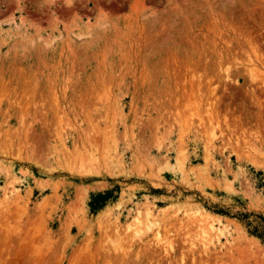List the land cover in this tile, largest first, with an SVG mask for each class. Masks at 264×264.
Listing matches in <instances>:
<instances>
[{
	"label": "rangeland",
	"instance_id": "obj_1",
	"mask_svg": "<svg viewBox=\"0 0 264 264\" xmlns=\"http://www.w3.org/2000/svg\"><path fill=\"white\" fill-rule=\"evenodd\" d=\"M261 215L264 0H0V264H264Z\"/></svg>",
	"mask_w": 264,
	"mask_h": 264
},
{
	"label": "trees",
	"instance_id": "obj_2",
	"mask_svg": "<svg viewBox=\"0 0 264 264\" xmlns=\"http://www.w3.org/2000/svg\"><path fill=\"white\" fill-rule=\"evenodd\" d=\"M259 222L257 226L253 229V231H250L251 235H255L262 241H264V216H258Z\"/></svg>",
	"mask_w": 264,
	"mask_h": 264
},
{
	"label": "bare ground",
	"instance_id": "obj_3",
	"mask_svg": "<svg viewBox=\"0 0 264 264\" xmlns=\"http://www.w3.org/2000/svg\"><path fill=\"white\" fill-rule=\"evenodd\" d=\"M220 4H221V3H220ZM165 35H166V34H165ZM144 41H145V40H144ZM6 53H7V52H6ZM41 61H42V60H41ZM187 66H188V65H187ZM25 78H26V77H25ZM28 88H29V87H28ZM33 93H34V92H33ZM27 95H28V94H27ZM38 96H39V95H38ZM39 97H41V96H39ZM27 98H28V97H27ZM35 99H36V98H35ZM34 115H35V114H34ZM25 116H26V115H25ZM23 118H24V117H23ZM10 136H11V135H10ZM8 142H9V141H8ZM20 142H21V141H20ZM22 143H23V142H22ZM16 145H17V144H16ZM16 152H17V151H16ZM208 233H209V232H208ZM7 235H8V234H7ZM5 238H6V237H5ZM8 239H9V238H8ZM26 241H27V240H26ZM32 242H33V241H32ZM26 247H27V246H26ZM32 248H33V246H32ZM32 248H30V246L27 247V249H26L27 252H26V253L23 252V253H24L23 255L26 256V257L29 258V259L35 257V255H33V257H32V253L35 251V250L32 249ZM35 248H36V247H35ZM31 249L34 250V251H32ZM21 253H22V252H21ZM23 255L21 254L22 261L25 260V259H24L25 257H24ZM5 256H6V255H5ZM21 257H20V258H21ZM8 258H9V257H8ZM27 258H26V259H27ZM37 259H38V258H37ZM37 259H35V260L37 261ZM43 259H44V258H43ZM43 259H42V260H43ZM42 260H40V262L37 261L38 264H39V263H40V264H44ZM2 262H3V261H2ZM6 262H7V261H6ZM6 262H5V263H6ZM8 262H9V261H8ZM23 262H24V261H23ZM25 262H26V260H25ZM25 262H24V263H25ZM30 262H31V261H30ZM11 263L14 264L15 262H14V263L11 262ZM11 263H9V264H11ZM26 263H27V262H26ZM45 263H46V262H45ZM3 264H4V263H3ZM6 264H7V263H6ZM22 264H23V263H22ZM34 264H36V262H35Z\"/></svg>",
	"mask_w": 264,
	"mask_h": 264
}]
</instances>
